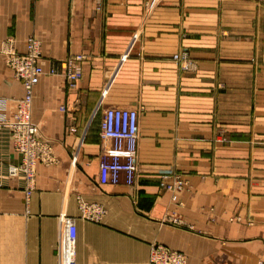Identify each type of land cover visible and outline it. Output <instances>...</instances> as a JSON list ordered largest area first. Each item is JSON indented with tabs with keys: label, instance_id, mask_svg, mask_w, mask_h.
<instances>
[{
	"label": "crops",
	"instance_id": "1",
	"mask_svg": "<svg viewBox=\"0 0 264 264\" xmlns=\"http://www.w3.org/2000/svg\"><path fill=\"white\" fill-rule=\"evenodd\" d=\"M28 38L43 71L31 116L50 163L26 197L0 131V264H59L68 219L75 264H148L152 245L187 264H264V0H0V48L11 39L22 53ZM177 53L195 73L177 69ZM21 96L0 54V118ZM109 108L138 115L132 186L98 166ZM171 173L186 182L177 203L158 188Z\"/></svg>",
	"mask_w": 264,
	"mask_h": 264
},
{
	"label": "built area",
	"instance_id": "2",
	"mask_svg": "<svg viewBox=\"0 0 264 264\" xmlns=\"http://www.w3.org/2000/svg\"><path fill=\"white\" fill-rule=\"evenodd\" d=\"M4 67L9 70L14 80L22 88V96L12 100V109L8 118H0L2 140L8 143L10 151L18 157V164L8 165V177L21 176L27 197L32 190L35 170L38 164L50 163V148L38 137V128L32 120V100L35 87L43 71L39 65V44L33 38L25 42L24 51H16L13 40L6 39L0 48ZM81 57L67 59L65 77L69 87H74L78 80L75 63ZM177 69L183 74L195 73L196 63L187 53H177L171 58ZM1 104V103H0ZM63 111V108L60 109ZM137 112L132 109L109 108L104 111L99 125V138L107 142L99 154V169L108 176L110 185L123 184L132 186L137 173ZM4 142L2 145L5 146ZM7 146V145H6ZM3 155H0V159ZM186 185L183 177L177 173L162 175L158 188L171 195V202H178V195ZM79 209L88 217H96L98 213L87 208L79 201ZM174 223V221H172ZM64 238L59 246V264H75L76 229L71 220L65 222ZM148 264H187L182 253L170 250L161 245H152Z\"/></svg>",
	"mask_w": 264,
	"mask_h": 264
}]
</instances>
